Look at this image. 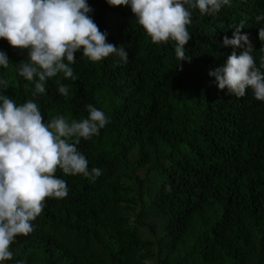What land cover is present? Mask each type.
<instances>
[{
  "label": "trees",
  "instance_id": "trees-1",
  "mask_svg": "<svg viewBox=\"0 0 264 264\" xmlns=\"http://www.w3.org/2000/svg\"><path fill=\"white\" fill-rule=\"evenodd\" d=\"M87 2L128 59L91 62L76 53V79L61 80L67 99L56 78L33 97L32 82L16 73L26 52L0 38L10 60L0 78L16 104L33 99L45 121L79 120L87 104L109 118L77 145L101 175L91 182L57 169L68 195L45 198L33 231L16 237L4 264H264V101L251 89L228 95L207 75L232 51L220 40L240 20L259 68L264 43L254 17L264 0H230L211 17L193 8L190 59L179 62L172 43L153 44L127 6Z\"/></svg>",
  "mask_w": 264,
  "mask_h": 264
},
{
  "label": "clouds",
  "instance_id": "clouds-1",
  "mask_svg": "<svg viewBox=\"0 0 264 264\" xmlns=\"http://www.w3.org/2000/svg\"><path fill=\"white\" fill-rule=\"evenodd\" d=\"M109 6H127L135 22L142 26L153 44L172 43L177 61H188L185 45L191 39L187 26L193 8L201 15L215 16L230 0H106ZM87 0H0V38L24 50L27 61L16 67L18 76L32 82L31 95H43L46 84L55 79L56 91L67 99L68 85L75 80L71 65L76 53L91 62L119 58L127 62L123 46L107 41L91 18ZM262 26L257 38L264 43V12L254 17ZM231 36H222L221 46L232 51L224 61L207 72L218 90L238 98L251 89L252 96L264 101V58L259 68L252 55L253 45L244 20L234 25ZM239 49V51H237ZM264 51V47L261 48ZM0 50V68L9 66ZM8 81L0 78V264L13 259L10 245L17 236L33 231V221L44 208L45 198L68 195L65 180L55 173L82 175L94 182L101 170L89 168L88 160L77 148L80 140L97 136L108 123L106 114L92 104L85 105L87 116L69 121L63 115L44 117L33 99L16 104L5 95ZM16 264H20L16 261Z\"/></svg>",
  "mask_w": 264,
  "mask_h": 264
}]
</instances>
